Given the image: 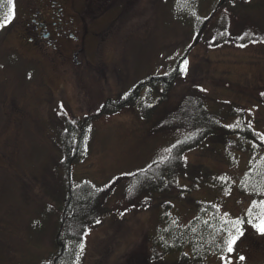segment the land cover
Instances as JSON below:
<instances>
[{
  "label": "rangeland",
  "instance_id": "rangeland-1",
  "mask_svg": "<svg viewBox=\"0 0 264 264\" xmlns=\"http://www.w3.org/2000/svg\"><path fill=\"white\" fill-rule=\"evenodd\" d=\"M54 1L64 20L72 21L68 32L74 37L61 35L54 45L45 43L43 51L30 43L33 19L58 23L49 0H13L15 17L0 28V264H30L52 252L57 216L45 221L42 214L64 203L56 170L62 149L68 152L73 144L70 133L59 130L66 120L95 116L108 101L128 94L147 105L156 103L157 109L148 118L129 105L94 119L84 135V156L71 167L76 181L106 185L133 163L150 162L164 149L162 138L152 134L154 128L194 95L221 114L234 135L228 143L211 135L189 152L181 186L194 189L205 171H216L230 190L223 214L247 221L264 211V182L255 188L245 184L242 191L240 186L230 189L229 182L238 184L262 151L238 132L248 125L264 144V43L213 47L208 32L188 54L187 74L177 78L159 103L161 93L151 89L154 81L148 82L173 71L194 39L196 19L185 12L184 0ZM192 1L200 14L216 2L200 6L199 0ZM0 2L2 20L12 6ZM239 2L233 33L244 20L264 17V0ZM154 84L162 85L159 80ZM173 199L174 213L183 222L192 219L198 200L210 201L214 195L201 184L192 194L162 197L147 207L112 197L98 225L84 237L81 264H173L167 257L153 259L150 241L158 210ZM228 230H233L231 223L223 240ZM230 255L233 264H264V235L248 226Z\"/></svg>",
  "mask_w": 264,
  "mask_h": 264
},
{
  "label": "trees",
  "instance_id": "trees-1",
  "mask_svg": "<svg viewBox=\"0 0 264 264\" xmlns=\"http://www.w3.org/2000/svg\"><path fill=\"white\" fill-rule=\"evenodd\" d=\"M205 1L199 0L200 6ZM239 1L216 0L212 9L200 14L195 1L184 0L185 12L196 19L194 39L174 68L177 71H171L164 77L156 76L148 82L152 84L153 81L155 83L159 80L162 83L161 87L154 83L150 84L153 92L161 93L159 103L166 100L168 92L181 75L178 71L180 62L187 59L190 51L208 32L212 34L213 38L209 40V44L213 47L228 42L240 46L264 43V17L252 23L244 20L239 28L235 23L237 30L233 33L231 21L237 20V9L242 7ZM245 33L248 34L245 39L238 38ZM261 100L264 103V92L261 94ZM129 105L140 108L144 117L148 118L157 109L156 103L147 105L144 100H135L133 94H128L119 101H108L95 116L68 119L64 122V127L60 128V132L70 133L69 140L73 144L68 152L62 149L63 156L58 162L60 167L56 170V177L60 181L59 185L57 184L58 191L64 194V203H60L58 209L47 207L46 213L42 214L45 221L49 220L50 215L57 216L54 249L49 252L48 257L32 260L30 264H81L84 237L92 227L98 225L97 221H100V216L106 211L112 197H122L131 204L147 207L162 197L174 198L179 194L180 196L192 194L193 191L200 190L201 184L209 188L214 199L198 200L190 221L182 222L181 216L174 213L176 208L174 199L165 202L166 204L158 210L154 227L150 231L152 256L153 259L167 257L173 264H209L212 259L220 260L221 250L225 246L223 238L230 222L236 220L223 214L221 209L222 202L230 193L226 185L227 180L220 179L222 177H219L216 171H205L196 180L194 189L184 188L180 184L182 174L188 173L185 157L189 152L197 149L211 135L217 134L226 138L224 139L226 143L230 142V136L234 135L232 126L224 122L221 114L211 112L200 97L190 95L180 108L166 113L158 122L152 134L162 138L164 149L157 150L150 162L145 160L133 163L129 169L117 174L106 185L91 183L89 180L76 181L72 177V164L84 156V135L89 131L93 120ZM238 135L255 143L262 151L256 152L254 160L247 167L245 177L238 184L229 181L230 189L238 186L241 189L246 186L245 184L251 185L250 188L258 187L264 182V144L248 125H245ZM173 145L177 147L173 148ZM232 145L236 146L234 144L230 146ZM170 148L171 152L168 151ZM240 150L245 152L243 147ZM129 173L134 175H128Z\"/></svg>",
  "mask_w": 264,
  "mask_h": 264
},
{
  "label": "snow or ice",
  "instance_id": "snow-or-ice-1",
  "mask_svg": "<svg viewBox=\"0 0 264 264\" xmlns=\"http://www.w3.org/2000/svg\"><path fill=\"white\" fill-rule=\"evenodd\" d=\"M7 2L12 7L9 8L4 18L0 20V28L7 26L9 23H11V21L15 17V11H14L15 6L13 0H7ZM247 35L248 34L245 33L238 38L243 40ZM241 46L243 47L244 45ZM188 70H189V62L187 59H183L180 62L178 71L181 74L186 75ZM173 71H177V69H173ZM164 74L167 75L168 73H164ZM172 147L175 148L177 147V145H173ZM168 151L171 152L172 149L170 148L168 149ZM164 159L167 160V157H165ZM128 175H134V174L129 173ZM230 223H231V229H233L234 231L228 230L227 239L224 242L225 247L221 250V255H220L221 264H233V260L230 254H232L235 251L237 242L240 240L241 237L244 236L245 230L248 226H250V229H254L260 235H264V211H262L258 216H252L247 221L243 219H236L234 221H231ZM238 259L239 261H243L245 257L240 255Z\"/></svg>",
  "mask_w": 264,
  "mask_h": 264
},
{
  "label": "flooded vegetation",
  "instance_id": "flooded-vegetation-1",
  "mask_svg": "<svg viewBox=\"0 0 264 264\" xmlns=\"http://www.w3.org/2000/svg\"><path fill=\"white\" fill-rule=\"evenodd\" d=\"M49 1V6L53 15V19L55 17V19L58 20V23L52 22L50 24L49 22H38V20L33 19L31 24L32 30L29 41L32 45L38 47V49H41V51H43V48H46V46L48 45H54V42L57 41L61 37V35L65 34L69 37H74L73 34L68 32V28L72 21L64 20V14L62 12V9H57L55 6L56 1ZM45 43L48 45H46Z\"/></svg>",
  "mask_w": 264,
  "mask_h": 264
}]
</instances>
